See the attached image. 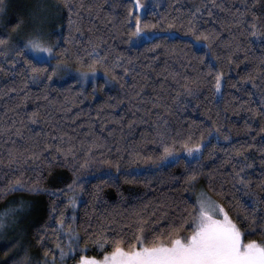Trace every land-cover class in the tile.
<instances>
[{"label": "trees", "instance_id": "1", "mask_svg": "<svg viewBox=\"0 0 264 264\" xmlns=\"http://www.w3.org/2000/svg\"><path fill=\"white\" fill-rule=\"evenodd\" d=\"M53 1L60 6L61 17L55 26L57 31L60 24V30L54 32V56L49 62H38L23 47L12 46V25L6 26V23L0 21V39L6 41L0 45V68L3 69L0 71V123L7 126L13 121L23 120L26 125L21 129L23 138L14 134L15 129H12L11 140L8 135L0 137V157L6 160L10 148L20 152L28 150L41 153L37 161L28 160L11 167L6 163L0 165V211L19 202L29 205L30 213L24 220L25 234L21 236V241L30 247L29 253L33 260H43L46 251L51 256L53 248L60 244L59 232L56 229L61 212L67 222L71 221L69 214L76 217L75 221L71 222L81 239L78 246L75 245L78 250L76 255L69 261L70 264H75L83 255L102 258L113 250V240H119V246L128 251V240L134 231L130 225L135 220L136 213L142 212L145 206L148 212H151L161 202L170 205L171 210L177 214L185 208L194 209L193 192L198 187L203 188L213 200L223 205L225 211L240 227L245 243L255 240L264 245V232L260 230V225H252L237 216L238 213L241 216L246 215L242 205L250 206V198L235 191L228 183L230 177L227 174L232 171L231 164L224 163L223 167H217L221 161L227 160L228 153L234 155L233 162L237 163L247 157V163L252 164V168L245 171L251 177L253 189L258 193L261 191L255 185L259 183L260 170L264 168V153L260 151L264 147V141L261 139L264 133H257L260 126L264 125V118L256 110L261 108L264 100V68L260 66V61L264 58V28L258 25L257 31L260 34L257 36H252L244 28L239 31L233 28L235 39L242 45L243 51L237 53L239 59L234 60L230 66L213 60L211 56L205 57L204 63H201L200 57L206 51L202 42H195V37L187 34L186 29L181 28L179 24L169 29L166 24H157V21L161 16L170 19L186 15L193 5H201L204 0H161L156 11L149 10L140 19L142 26H157L146 28L140 36L142 42L138 45L132 44L139 38L131 36L135 28V17L138 16L132 0H83L85 4L102 3L103 8L92 18L88 17L83 9L80 10L81 17L77 18L74 9L71 17L74 25L71 29L68 9L63 0ZM80 2L81 0H73L75 5ZM224 2L226 7L242 9L243 3L250 0ZM177 9H180V12H177ZM214 11L227 18L226 13L219 12L218 9ZM254 11L260 16V23L264 24V0H260ZM205 19L209 23L204 24L201 21L202 28L211 26L216 27L217 31L220 30L218 25L212 23L211 18L205 15ZM248 19H251L250 14ZM145 34H153V37L144 40ZM228 35V32L224 31L221 38L227 39ZM129 36L131 42H128ZM100 37L107 41L99 51L100 55L108 52V66L97 64L96 70L105 75L107 73L111 78V63L116 55H122L133 62L131 65H125L130 69L124 77L127 84L121 87L122 82L113 81L115 86L111 88L106 86L103 80L87 86L73 81L54 80L53 69L56 63L89 71L88 57L85 54L86 51H91L88 41L91 39L99 42ZM65 48L68 53L63 59L55 58V54ZM78 55L85 60V64L77 62ZM29 62L38 68L46 69V72H32ZM209 63L213 65L212 74H209L207 67ZM133 68L135 72L131 71ZM216 69L224 73L220 89L222 99L214 92ZM115 71L123 73L121 68ZM170 73H178L177 79L185 75L195 79L196 83L192 86L199 89L197 95L184 96ZM249 73L255 78V88L248 79ZM48 75L52 76L50 81L44 79ZM166 75L169 78L165 83L163 95L171 106L167 116L173 136H192L193 141H196L210 121H216L221 133L229 137L225 140L221 136L217 142L216 139L206 136L205 143L210 139L211 144L199 160L204 167L195 181L190 182L187 179L189 163L192 167H197V159L194 157L191 161L180 157L178 162L161 167L155 172L152 171L154 166H151V162L133 163L130 159L131 153L153 155L154 149H158V145L152 140L154 133L151 125L155 116L147 117V123H142L140 118L145 115V110L151 107V100L161 92L159 85ZM35 76H39L43 83H34L31 77ZM137 82L144 87L139 97L130 87ZM180 83H184L183 79H180ZM177 93H181L179 100H173ZM33 112L39 116L36 123L28 120V116ZM129 121L133 122L132 127H129ZM245 121L251 122V130L245 127ZM16 127L19 128L20 125L17 124ZM64 133L67 134L64 136L65 140L69 136L72 137V144L75 145L74 156L62 158L51 149L44 150L45 144L58 142L52 140V137ZM142 136H146L147 140ZM94 139L95 145L92 144ZM11 141H15V144ZM89 146H92L91 153L87 151ZM117 148L121 149L120 153H117ZM177 148L178 155L181 156L183 152L179 151V146ZM237 151L241 153L240 156H235ZM155 154L158 155L159 151ZM106 158L120 159L122 171L117 173L115 168L111 170L112 174L118 177L115 182H105L108 165H102L99 161ZM86 162L88 166L81 169L79 166ZM141 167L145 168L144 172H133ZM212 169L217 170L213 173L210 184L208 173ZM124 170L132 171L133 175L139 174V178L133 180L125 176ZM77 176L79 180L77 184H73ZM17 179L24 188L11 191L10 187L15 185ZM34 183H38L44 191H28ZM222 183L223 191H217ZM69 185L72 187L69 188ZM73 199L76 202L75 208L72 207ZM53 209L55 211H52ZM160 223L163 225L165 221ZM113 232L118 235H111ZM190 232L191 228L185 227L180 235ZM97 241L100 246H97ZM161 241L166 243L167 237H161L157 242ZM152 243L151 237L145 241L147 246Z\"/></svg>", "mask_w": 264, "mask_h": 264}, {"label": "snow or ice", "instance_id": "2", "mask_svg": "<svg viewBox=\"0 0 264 264\" xmlns=\"http://www.w3.org/2000/svg\"><path fill=\"white\" fill-rule=\"evenodd\" d=\"M64 6L68 9L69 13V27L74 25V21L71 19L74 9L77 18L81 17V9L87 13L88 17L92 18L99 14L100 10L103 8L102 3H89L85 4L83 0L78 5L73 3V0H63ZM260 4V0H250V2H244L241 8L233 9L231 6H225L224 0H204L201 5H193L187 12L186 15H178L171 17L170 19L165 16H161L157 21V24H166L169 29L175 28L177 24L181 28L186 29L187 34L195 37V42H202L203 47L206 51L200 57L201 63H204L205 57L211 56L213 60L223 62L226 65H231L234 60H238L239 56L237 53L243 51L242 45L235 39V34L233 28L239 31L241 28L247 30L252 36H257L258 25L264 28V24L260 23V16L257 15L254 9ZM141 0H134L133 8H143ZM3 8V0H0V9ZM219 10L227 14V18L219 16V13L214 10ZM180 12V9H177ZM249 14L251 19H248ZM264 14V12H262ZM132 15V10L129 11V16ZM205 15L211 18L213 24L219 26V31L216 27H201V21L204 24H208L209 21L205 19ZM157 24H144L141 25V20L139 16L135 17V28L131 33V36L140 37L146 28L156 27ZM77 31L79 28L77 27ZM227 31L228 38L222 39L221 33ZM131 36L128 37V42H131ZM115 38V37H113ZM6 41L0 39V45L5 44ZM107 41L103 38H99V42L89 40L88 45L91 51H86L85 54L88 57L87 68L95 75L96 65L104 64L106 67L108 60V52L106 51L104 55H100V49L102 45H106ZM26 47L28 49L47 53L52 56L53 47L45 46V43L39 38L34 37L27 41ZM68 53V49H62L60 53L55 54V58L63 59L64 55ZM71 59V56H69ZM76 60L80 64H85V60L81 56H77ZM42 63L45 61H41ZM133 62L130 59L123 57L122 55H116L111 63L112 76L110 80H106V83L111 81L122 82L121 87L127 84L124 77L129 73V67L125 65H131ZM66 67L67 65L57 64L53 69L55 72L56 68ZM261 68H264V58L260 61ZM29 67L32 72L39 73L45 71L46 69L38 68L29 62ZM209 74L213 72V65L209 63L207 65ZM121 68L123 73H118L115 69ZM3 69L0 68V71ZM135 72V69H131ZM82 78H87L89 75L88 71L80 73ZM138 75V74H137ZM177 85L180 86L182 94L184 96L195 97L199 91L198 88H194L192 85L196 83L195 79L189 78L188 76H183L184 83H180L178 73L169 74ZM107 76V73H106ZM224 76L223 71L216 69L214 72L215 86L214 92L220 96L221 81ZM147 78L145 74L144 79ZM169 76L164 77V81L160 82L161 92H158L156 96L151 100V107L145 110V115L140 118L142 123H147V117L155 116V120L151 125L154 136L152 138L153 143L158 145V149H154L153 155H143L140 152H134L130 154V159L133 163H149L151 162L152 171L155 172L161 167H166L173 162H178V148L179 151L185 153L189 157H194L197 159V167H192L191 163L187 166L188 177L187 179L195 181L196 177L202 171L204 165L199 163V160L203 157L205 149L211 144L209 139L205 143L206 136L211 137L219 142L221 136L223 139L228 140L227 135L221 133L220 127H217L216 121H210L209 125L205 127L204 131L200 133L198 139L193 141L192 136L187 138H177L179 134L173 136L169 129V119L167 113L171 111V106L166 102L163 95V90L165 83L167 82ZM33 82L43 83L39 76L31 77ZM44 79L51 80L52 76L48 75ZM135 80V76L133 77ZM249 81L252 82L253 88L257 87L255 83V78L249 73ZM130 87L136 92V96H141L144 91L143 84L137 82ZM15 91V89H12ZM181 93H177L173 100H179ZM47 97H45L46 99ZM222 99L223 97L220 96ZM9 111H14V109H9ZM257 113L264 118V100H262L261 108L256 110ZM135 115V113H133ZM28 120L31 123H36L39 120L38 113L33 112L28 116ZM19 124L20 127L17 128L16 125ZM129 127L133 126V122H128ZM26 127L23 120L13 121L10 125H4L0 123V137L8 135L9 140H11L12 129H15L14 134L18 137L23 138L21 129ZM222 127V126H221ZM245 127L251 130V122L245 121ZM259 133H264V125L260 126ZM67 134H61L59 136H54L51 139L58 141L55 144H45L44 150L47 151L51 149L56 154L60 155L62 158L69 155H75V145L72 144V137H68L67 140L64 136ZM111 135V133H109ZM143 139L147 140L146 136H142ZM99 139V138H97ZM255 139V137H253ZM264 141V137L261 138ZM15 144V141H11ZM92 144H96V139L92 141ZM67 145V146H65ZM251 145H249L250 147ZM87 151L92 152V146H89ZM111 151V149H109ZM117 153L121 152V149L117 148ZM156 151L159 154L156 155ZM264 153V147L260 149ZM7 159L0 157V165L7 164L8 167L16 164L19 165L21 162H27L28 160L37 161L40 159L41 153L38 151L25 150L20 152L10 148L7 151ZM227 160L221 161V164L217 167H223L224 163H230L232 171L227 174L230 179L228 183L231 187L237 191L245 194L250 198L249 204L242 205L246 215L241 216L240 213L237 214L238 218L247 220L250 224L260 225V230L264 232V168L260 170L259 183L255 185L261 191L258 193L253 189V184L251 177L245 171L246 169L252 168V164L247 163V157L243 160L233 162L235 157L233 154L228 153ZM241 153L237 151L235 156H240ZM55 159V157H52ZM102 165H108L105 172L107 175V181L105 182H115L118 179L117 176L112 174V169L115 168L117 173H120V159L108 160L107 158L99 161ZM87 162L81 164L79 167H87ZM217 169H212L208 173L209 183L212 182L213 173ZM124 175L132 178L133 180L139 178V174L133 175L132 171L124 170ZM79 176L73 181V184H77ZM72 186L69 185V188ZM223 183L220 185L217 191H223ZM24 185L19 179L16 180L15 185L10 187L11 191L23 189ZM31 192L44 191L38 183H34L28 188ZM72 207H76V202L72 200ZM52 211H55L53 209ZM193 212L195 213L193 215ZM190 218V219H189ZM71 221H75L76 217L73 214L70 218ZM160 221H165L162 225ZM3 221L0 220V226H2ZM58 227L57 231L66 234L69 237L68 252H65L64 248L58 243L55 246L56 251L51 252V257L49 258V252L44 253V264H57V251L59 255L60 264H64L65 258L69 253L73 252V243H77L81 239L76 233L75 229L71 227V224H66L63 218V212L60 213V219L57 221ZM131 228H134L132 236L129 238V250L125 251L119 246V240H113L114 245L113 250L103 256L102 259H97L95 256H81L78 264H264V245L258 244L255 240H249L247 243L242 242V235L240 227L238 224L230 217L229 213L225 211L222 204L213 200L204 191H201L195 198L194 209L185 208L179 214L171 210V206L161 202L157 205L153 211L148 212L147 206L144 207L142 212L136 213V218L133 221ZM185 227L191 228L190 234L181 236L180 233ZM103 235V233H102ZM111 235H118L113 232ZM151 237L153 243L151 246H147L145 241ZM161 237H167V242H157L160 241ZM135 241V243H132ZM97 246H100V242L97 241ZM25 259H27L25 257ZM11 264H18L14 258H10ZM8 264V262H6Z\"/></svg>", "mask_w": 264, "mask_h": 264}, {"label": "rangeland", "instance_id": "3", "mask_svg": "<svg viewBox=\"0 0 264 264\" xmlns=\"http://www.w3.org/2000/svg\"><path fill=\"white\" fill-rule=\"evenodd\" d=\"M132 1L134 3V0ZM160 2L161 0H141V4L144 7L135 8V11L141 19L149 10L156 11ZM59 12L60 6L53 0H3V8L0 9V21L6 23V26H8V24L12 25L13 31L10 34L12 46L23 47L25 51L38 62H49L52 60L54 54L49 56L47 53L28 49L26 44L29 39L39 37L45 43V46L54 47V32L57 33L60 30V24L58 25V30L56 31L55 29L58 23L57 20L61 17ZM151 37H153V34H145L144 40L150 39ZM141 42L142 40L139 37L137 41L134 40L132 44L138 45ZM57 64L64 65L63 63H56L54 68ZM81 72L85 71L74 69L68 65L66 67L62 66L61 68H56L54 80L57 82L73 81L81 86H87L99 80H103L106 86L111 88L115 86L113 81L106 83V80H110V78L101 71L96 70L94 76L88 71L89 75L86 79L81 77ZM180 157H184L189 161L192 160V157L187 156L185 153L179 156V158ZM144 171L145 168L141 167L133 172L140 173ZM201 191L206 192L201 187L194 190V200ZM16 204L17 205L9 206L0 211V220L3 221L2 226H0V264H6V262L11 264L10 258H14L18 264H44L45 257L43 256V260L34 261L29 253L31 251L30 247L24 245V241H21V236L25 234V228L23 227L24 220L30 213V207L23 202ZM70 217L71 214H69L68 218ZM65 222L66 224H71L73 228L71 221ZM58 232L59 239L61 240L60 245L64 248L65 252H68L69 237L60 231ZM242 242L245 243L243 237ZM75 245H77V243L72 244L74 251L69 253L65 258L64 264H70L69 261L76 255L78 250L75 248ZM52 251H56V249L53 248ZM57 256V264H60L58 251ZM25 257L27 259H25ZM50 257L51 256H49V258ZM75 264H78V262Z\"/></svg>", "mask_w": 264, "mask_h": 264}]
</instances>
